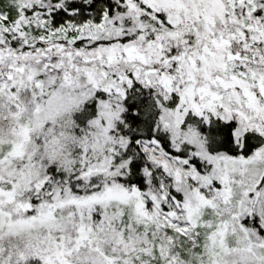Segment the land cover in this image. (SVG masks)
Listing matches in <instances>:
<instances>
[{
  "label": "snow or ice",
  "instance_id": "obj_1",
  "mask_svg": "<svg viewBox=\"0 0 264 264\" xmlns=\"http://www.w3.org/2000/svg\"><path fill=\"white\" fill-rule=\"evenodd\" d=\"M0 264H264V0H0Z\"/></svg>",
  "mask_w": 264,
  "mask_h": 264
}]
</instances>
